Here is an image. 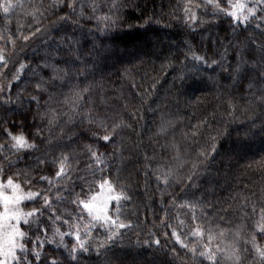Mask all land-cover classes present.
Masks as SVG:
<instances>
[{
	"label": "trees",
	"instance_id": "trees-1",
	"mask_svg": "<svg viewBox=\"0 0 264 264\" xmlns=\"http://www.w3.org/2000/svg\"><path fill=\"white\" fill-rule=\"evenodd\" d=\"M92 2L88 0L85 5V16L92 15ZM94 2L101 6L96 15L109 13L112 0ZM192 2L202 4V0ZM52 3L53 0H19L20 6L12 10L9 16L0 11V48L6 57H11L8 68L0 77V81H5L3 86L7 93L3 98L8 99L10 95V103L0 104V121H4L0 126L14 133L23 132L41 147V151L32 156H22L5 173L4 178L22 170L35 178L31 184L33 191L45 189L46 183L37 182L38 178L52 177L55 166L45 164L42 168L38 167L35 157L51 161L63 150L73 156L71 164L76 168L73 177L78 175L92 179L85 171L88 160L85 145L94 144L99 152L108 155L118 148L122 150V159L115 160L110 178L126 186L131 196V201L124 205L121 219L125 223L130 221L132 227L124 230L123 240L118 241L107 256L97 257L95 252H90L80 257V264H201L174 243L171 229L161 223L162 218L166 219L184 238L183 234L196 225L192 223V212L180 205L192 201L193 196L204 201L197 209L198 216L202 210L206 217L197 222L201 227H231L235 231L239 226L242 237H249L253 231L249 224H254L259 217L252 221L242 219L240 204L245 199L264 200V147H258L255 153L249 151L254 142L264 141V132L260 131V120L256 121L255 128L247 121L258 114L264 119V110L257 107L256 101L245 91L248 81L237 84L222 68L217 67L213 71L198 65L200 71L193 79L194 62L186 61L185 54L203 55L209 63L220 60L224 47L229 43L244 48L249 37L256 43L264 41V25L256 29V21H253L245 30L238 28L233 32L230 20L211 16L212 9L208 7L209 15L197 10L200 20L205 23L198 24L193 31L182 19L183 0H119L122 5L119 12L121 23L108 33H103L100 29L104 24H98L94 19L73 16L72 19L79 21L82 28L62 22L59 17L65 15L67 8L57 7L53 10ZM221 5L226 7L224 0H221ZM149 17L152 22L150 26H145L147 31L144 27H136L144 25ZM207 21L215 23L209 26ZM37 27L47 31H42L27 42L20 38L34 32ZM73 32L80 42L78 47L84 61L76 66L75 71L83 70L86 78L72 79L68 87L58 84L54 90L49 89L51 99L49 95H44L40 103L43 105L48 101L47 107H41L38 112L36 104L30 101L31 96L39 95L35 91L37 81L31 79L32 72L26 69L21 80L13 82L12 76L18 67L16 62H24L35 68L43 62L45 53L53 50L48 47L53 39L60 40L65 34L72 35ZM189 46L191 52L188 51ZM235 55L236 49L229 48V63L235 64ZM244 56L249 59L247 52ZM59 67L64 68L65 65ZM44 75L47 78L51 73L46 71ZM180 75L187 77L183 84L176 79ZM9 83L12 85L10 91L6 87ZM202 83H206L207 87ZM77 85L81 89L85 86L91 89L86 109H91L100 117L107 115L109 124L123 121L131 126L119 131L115 144L105 146L102 141L92 139L93 133L105 134L98 125L81 123L80 118L75 116L72 123L67 122L71 105L64 101L65 98L71 99L70 89ZM253 91H256L255 87ZM242 95L249 96V99L241 98ZM230 105L235 109L231 115ZM135 113H139V116ZM53 116L56 119L49 124ZM162 121L171 123L165 125L167 130L164 133L158 134ZM38 128L42 130L44 143L31 135ZM225 129L230 135L217 137L215 159L210 158L199 169L195 184L188 187L181 182L191 168L195 152L207 150L209 136L217 135L214 130L223 132ZM193 132L196 133L195 137ZM6 140L0 134V143ZM238 143L244 145L242 150L237 147ZM243 151L246 155H242ZM157 168L161 172L173 170L167 187L156 180L159 173H152V169ZM75 191L79 193L81 188L77 186ZM39 206V203L26 202L24 207L29 210ZM57 207L61 213L75 215L71 204L60 203ZM219 217H223V221ZM180 221L184 222L183 227L179 225ZM61 230L67 231V227L62 226ZM165 232L169 233L167 237ZM150 234L161 240L164 250L136 244L138 238L144 241ZM47 235L51 236V231ZM93 236L96 237L93 241L95 245L103 238V233L94 231ZM257 239L264 243V237L258 235ZM186 242L191 245L195 240L189 237ZM65 243L70 248L74 241L66 237ZM171 248L176 249V258L168 251ZM45 252L59 256L63 264H69L64 249L54 250L52 245H46Z\"/></svg>",
	"mask_w": 264,
	"mask_h": 264
},
{
	"label": "snow or ice",
	"instance_id": "snow-or-ice-1",
	"mask_svg": "<svg viewBox=\"0 0 264 264\" xmlns=\"http://www.w3.org/2000/svg\"><path fill=\"white\" fill-rule=\"evenodd\" d=\"M87 3L88 0H53L52 8L53 10L57 7L67 8L68 11L59 19L79 28H82V25L79 21H74L73 16L79 15L85 20L94 19L98 24L103 23L104 27L100 29L103 33H108L121 23L119 12L122 5L119 0H112L109 13L104 15H96L101 6L93 0L91 3L92 15L85 16L83 9ZM224 3L226 7L221 5V0H202V7L201 3L183 0L182 19L186 26L195 31L198 24L205 23L200 20L197 10L204 15H209L207 9L211 7L210 15L229 19L233 32H236L238 28L241 31L245 30L253 21H256L254 25L256 29H261V26L264 25V0H224ZM19 6V0L16 2L14 0H0V11L5 16H9L12 10ZM38 14L44 15V13ZM35 15L34 13V19ZM151 22L149 17L144 21V25H137L136 27H144L147 31L148 28L145 26H150ZM206 23L211 26L215 21H207ZM42 31L47 30L37 27L34 32H30L29 35H22L20 38L27 42ZM200 31H205V29H200ZM9 40L11 41V37ZM248 41L244 48H240L239 44L229 43L224 47V53L220 60H211L209 63L205 56L194 53L191 56L185 54V60L194 62L192 64L193 69H195L192 73L193 79L200 71L198 65H204L213 71L217 67L222 68L228 73L229 78L237 84L247 80L248 84L245 91L250 94L252 100L256 101L257 107L264 110V41L256 43L251 37L248 38ZM79 43L75 32L72 35L65 34L60 40L53 39L48 44V47L53 50L46 52L43 62L37 64L35 68L24 62H16L18 67H16L15 75L12 76L13 82L20 81L22 73L26 69L32 72L31 79L37 81L35 91L39 95L31 96L30 101L36 104L38 112L41 107H47L48 104V101H45L43 105L40 103L42 97L47 94L51 99L49 89L54 90L58 84L61 87H68L70 80L79 79L82 76L86 78L83 70L75 71L78 64L84 63L81 60ZM229 48L236 49L235 64L229 63L227 60ZM188 51H192L190 46ZM245 52L248 53L249 59L245 58ZM10 59L11 57H6L4 50L0 48V73L8 68ZM61 64L65 67L60 68L59 65ZM225 65L227 66L225 67ZM46 71L51 73L47 78L44 75ZM176 79L181 80L183 84L187 77L180 75ZM11 86V83L6 86L9 91ZM254 87L256 91H253ZM70 92L71 99L65 98L64 101L71 105V115H68L67 122L72 123L75 116L80 118L81 123L87 122L90 126L98 125L105 134L93 133L92 139L94 141H102L105 146L109 143L115 144L119 131L122 128L131 127L123 121L109 124L107 115L100 117L95 115L91 109H86L85 106L90 102L91 89L89 87L85 86L81 89L77 85L71 88ZM4 95H7L5 86H0V104L10 103V95L8 99H4ZM241 98L249 99V96L242 95ZM234 110V106L230 105V115ZM65 114L67 115V113ZM134 115L139 116V113ZM33 119L35 120L36 117ZM43 119L44 116L42 115L41 120ZM55 119V116L49 119V124L53 123ZM257 120H260V131L264 132V119H261L259 114L254 115L247 123L255 128ZM3 123L4 121H0V125ZM170 123L171 121H162L158 134L164 133L167 130L165 125ZM41 131L38 128L31 135L40 138L41 143H44ZM214 131L217 135L209 136L210 143L207 150L195 152V159L191 162V168L181 181L186 183L188 187L195 184L199 176V169L205 166L210 158L215 159L214 154L218 152L217 137L230 135L227 129L223 132ZM0 134L7 138L6 142L0 143V264H63L61 257L45 252L46 245H52L54 250L64 249L69 264H80L81 256L90 252H95L97 257L107 256L117 242L123 240L124 230L132 227L130 221L125 223L121 219L124 216V205L131 201V196L126 191V186L119 184L118 180L113 181L110 178L111 168L114 166L115 160L117 158L122 159L121 149L118 148L113 154L108 155L99 152L94 144L85 145V153L88 157L85 171L92 179L78 175L73 177L72 174L76 168L72 166L73 156L68 152L61 150L59 155L51 161L36 156L35 162L38 167L42 168L45 164H51L55 166V172L52 177L40 176L37 182L46 183L47 187L33 191L31 184L35 178L29 176L27 172L17 171L13 175L7 176L6 179L4 176L22 156L28 157L35 152H40V145L35 142V139L30 140L23 132L14 133L2 126H0ZM192 135L195 137L196 133L193 132ZM69 142L71 143V138H69ZM237 147L242 150L244 145L238 143ZM145 159L150 160L151 158L145 157ZM78 163L79 161H77ZM152 173H159L156 174V180L165 187L169 185V178L173 176L172 169L161 172L157 168L152 169ZM77 186L81 188L79 193L75 191ZM26 202L39 203L40 206L25 210ZM60 203L71 204L75 209V215L61 213L57 207ZM203 203V198L193 196L192 201H185L184 204L180 205L181 208H188L192 212V223L196 225L183 234L184 238L176 227L168 224L166 219H161V223L166 228L171 229L170 235L174 243L179 245L193 260H199L201 264H264V243L257 239L258 235L264 237V200L249 201L245 199L240 204L242 219L252 221L255 217H259L254 220V224H249L253 231L247 238L242 237L239 226L235 231L231 227L218 229L201 227L197 222L200 219H206V217H204L202 210L198 216L197 209ZM223 211L226 212L227 210ZM85 216L87 222H85ZM219 219L223 221L224 218L219 217ZM179 225L183 227L184 222L180 221ZM62 226H66L67 231H62ZM49 231L52 233L51 236L47 235ZM94 231L103 233V238L99 239L95 245H93V241L96 239L93 236ZM164 235L167 237L169 233L165 232ZM66 237H71L74 241L70 248L65 243ZM189 237L193 238L195 243L191 245L187 243L186 240ZM141 243L145 247L155 246L158 250H164L161 240L158 237L153 238L151 234L144 241L139 238L136 240L137 245ZM168 251L173 258L177 257L175 248Z\"/></svg>",
	"mask_w": 264,
	"mask_h": 264
},
{
	"label": "rangeland",
	"instance_id": "rangeland-1",
	"mask_svg": "<svg viewBox=\"0 0 264 264\" xmlns=\"http://www.w3.org/2000/svg\"><path fill=\"white\" fill-rule=\"evenodd\" d=\"M1 73H0V77H1ZM2 78H3V76H2ZM4 83H5V81H0V86H3L4 85ZM201 83V82H200ZM202 86H206L207 87V85H206V83H202ZM258 147H264V141H256V142H254L252 145H251V147L249 148V151L250 152H252V153H255V151H256V149L258 148ZM244 152L245 151H243V152H241V153H243L242 155H246V154H244ZM240 154V153H239ZM223 189V188H222ZM119 190V189H118ZM85 222H87V218H85ZM81 226H83V225H81ZM195 243V242H194Z\"/></svg>",
	"mask_w": 264,
	"mask_h": 264
}]
</instances>
